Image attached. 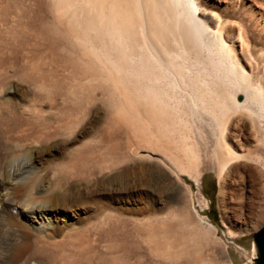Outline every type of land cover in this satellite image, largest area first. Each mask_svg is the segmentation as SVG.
I'll return each mask as SVG.
<instances>
[{
  "label": "rangeland",
  "instance_id": "rangeland-1",
  "mask_svg": "<svg viewBox=\"0 0 264 264\" xmlns=\"http://www.w3.org/2000/svg\"><path fill=\"white\" fill-rule=\"evenodd\" d=\"M245 1L254 41L255 30L264 32V0ZM75 42L56 22L52 0H0V162L15 166L31 156L37 174L28 170L22 180L59 203L49 209L53 237H31L28 255L40 264L247 262L252 232L264 223V151L219 172L223 123L178 90V132L192 144L194 166L181 171L161 153L136 149L146 132L117 116L124 107L113 103L105 72ZM2 220L1 263L18 241Z\"/></svg>",
  "mask_w": 264,
  "mask_h": 264
},
{
  "label": "bare ground",
  "instance_id": "bare-ground-1",
  "mask_svg": "<svg viewBox=\"0 0 264 264\" xmlns=\"http://www.w3.org/2000/svg\"><path fill=\"white\" fill-rule=\"evenodd\" d=\"M52 9L56 22L78 44V54L95 70L105 72L113 103L124 107L117 116L146 132L136 149L161 153L167 164L181 171L194 166L189 157L192 144L178 132L177 92L181 91L223 123L215 153L219 172L235 160L264 151V32L255 30L254 41L247 35L255 25L251 4L245 0H52ZM10 93V87L4 89L3 98L7 100ZM148 122L157 124L156 130L147 132L144 123ZM237 135L252 140V148L241 145ZM30 157L15 166L0 162V218L18 238L0 264H40L28 255L29 240L46 241L55 232L49 209L58 201L51 205L44 186L22 180L28 170L37 174Z\"/></svg>",
  "mask_w": 264,
  "mask_h": 264
},
{
  "label": "water",
  "instance_id": "water-1",
  "mask_svg": "<svg viewBox=\"0 0 264 264\" xmlns=\"http://www.w3.org/2000/svg\"><path fill=\"white\" fill-rule=\"evenodd\" d=\"M251 252L252 256L242 264H264V223L252 232Z\"/></svg>",
  "mask_w": 264,
  "mask_h": 264
}]
</instances>
